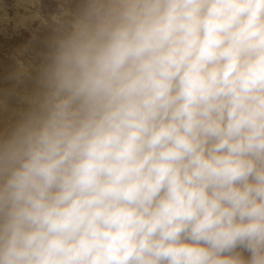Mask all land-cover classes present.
I'll use <instances>...</instances> for the list:
<instances>
[{
    "label": "clouds",
    "instance_id": "1",
    "mask_svg": "<svg viewBox=\"0 0 264 264\" xmlns=\"http://www.w3.org/2000/svg\"><path fill=\"white\" fill-rule=\"evenodd\" d=\"M50 20L0 95V264H264V0Z\"/></svg>",
    "mask_w": 264,
    "mask_h": 264
},
{
    "label": "bare ground",
    "instance_id": "2",
    "mask_svg": "<svg viewBox=\"0 0 264 264\" xmlns=\"http://www.w3.org/2000/svg\"><path fill=\"white\" fill-rule=\"evenodd\" d=\"M36 1L35 0H0V33L1 34L4 33V32L2 33V29L3 30L5 29V28H3L4 25L7 26L8 23L6 24V22H8L10 20L14 21L12 23L15 26V24H27V21L29 19H31L34 16V14H35V16H37L36 15L37 11H34V8H32L33 3L36 2ZM61 1H63V0H61ZM38 2H39V0H38ZM49 3H51V2H49ZM9 8L12 9V13L8 12ZM34 18H32V19H34ZM42 20L40 21V23L42 22ZM29 23L27 25L28 28H27V30L25 32L26 33L25 34L26 38L28 39L26 42H23L25 40L24 38L21 41H19V42L15 41L13 43L12 42L9 43V41L7 39H5L9 43V44H7V42H6V46L4 45L7 48V50H5L6 49L5 47H2L3 45L0 46V47H2L1 49L5 48L4 50L0 49V95H2L5 90H11L13 88V86L15 85V81L10 79V74L12 72H14L15 69L17 68L18 59H17V55L16 54H22L23 53L22 46L25 45V44H29L30 46H32V49L33 50L34 49L37 50V52L42 50V45H43V41H44L45 38L43 39L40 33L46 34V31L40 32L41 28L39 26H36L35 25L36 23L34 24V27L31 26L29 28ZM31 23H34V21L31 22ZM31 23H30V25H31ZM14 26H12L13 28L11 27V29H14L12 31L13 33H15V29H16L15 28L16 26L15 27ZM40 26L42 27V23H41ZM43 26H44V24H43ZM23 27H26V26H23ZM19 28H18V32H19ZM21 30H23V29H21ZM22 32H24V30ZM5 33H6V29H5ZM13 33H9V34H13ZM15 34H17V33H15ZM4 36L5 35H3V37ZM0 37H2V35ZM1 39L3 41V38H1ZM28 50H30V49H28ZM28 50H26V51L28 52ZM33 50L29 51V52H32V53L35 52ZM9 56H12V57L15 56V59L14 60H10L11 58H9ZM35 56H37V55L35 54ZM32 61L35 62L34 56L32 58ZM31 62L30 63L28 62V63L32 64ZM28 63H26V64H28ZM5 64H6L7 67L4 68L3 65H5ZM38 64H39V62L36 63V64H32V65L37 66ZM25 85L30 86V84H29V82L27 80L25 81ZM16 87L19 89L21 87H24V85H17ZM10 104L12 106H15V97L10 98Z\"/></svg>",
    "mask_w": 264,
    "mask_h": 264
},
{
    "label": "rangeland",
    "instance_id": "3",
    "mask_svg": "<svg viewBox=\"0 0 264 264\" xmlns=\"http://www.w3.org/2000/svg\"><path fill=\"white\" fill-rule=\"evenodd\" d=\"M36 1V0H35ZM38 2V0L36 1V2H34L33 3V6H32V8H34V11H37V14L39 15V18H34V17H36L35 16V14H34V16L32 17V18H34V19H29L28 21H27V24H15V26H14V24L12 23V22H14L13 20H10V21H8V22H6V24H7V26L6 25H4V27L3 28H5L6 29V33H5V29L3 30L2 29V33L3 34H1L0 33V36L2 35V37H0V46H2V47H5L6 46V42H7V40L9 41V43L10 42H15V41H17V42H19V41H21L23 38L25 39L23 42H26L28 39L26 38V30H27V28H28V23L30 22H33L34 21V23H31V25H30V23H29V28L31 27V26H33L34 27V24L36 25V26H39L40 28H41V30H40V32H42V31H46V34H44V33H40L41 34V36H42V38L44 39L48 34H49V31H50V29H49V27H47L44 23H42V27L40 26L41 25V23H40V21L43 19L44 21H48L49 23H51V20H50V18H51V16H52V14L54 13H57L58 11H59V6L62 4V3H64V0L63 1H61V0H39V2ZM49 2H51V3H49ZM37 3V4H36ZM47 4V5H46ZM51 7H50V6ZM37 9V10H36ZM53 12H52V11ZM49 11V12H48ZM9 13H12V9H10L9 8V11H8ZM36 14V15H37ZM36 19V20H35ZM42 20V21H43ZM38 22V23H37ZM43 24H44V26H43ZM19 25V26H18ZM21 25V26H20ZM7 28H6V27ZM12 26H14L16 29H15V33H17V34H15V33H13L12 31L14 30V29H11V27ZM23 26H26V27H23ZM35 26V27H36ZM46 26V27H45ZM9 27V28H8ZM21 29H23L24 30V32H22L23 30H21ZM13 28V27H12ZM18 28H19V32H18ZM8 33V34H7ZM9 33H13V34H9ZM19 33V34H18ZM8 36H7V35ZM15 34V35H14ZM3 35H5L4 37H3ZM10 35V36H9ZM1 38H3V41H2V39ZM5 39H7V40H5ZM2 41V42H1ZM8 42H7V44H9ZM5 45V46H4ZM2 47H0V49L2 48ZM6 48V47H5ZM4 48V49H5ZM4 49H1V50H4ZM28 49H30V50H28ZM5 50H7V48L5 49ZM22 50H23V53L22 54H16L17 55V59H18V61H21V62H23L24 64H26V63H30L31 61H32V58H33V56H34V60H35V62L34 61H32L31 63L32 64H36V63H38L39 62V55H38V53L40 52H37V50H33L32 49V46H30L29 44H25V45H23L22 46ZM26 50H28V52L29 51H35V52H27ZM35 54L38 56H35ZM9 58H11L10 60H14L15 59V56H9ZM28 63V64H29ZM3 67L5 68V67H7L6 66V64L5 65H3Z\"/></svg>",
    "mask_w": 264,
    "mask_h": 264
}]
</instances>
